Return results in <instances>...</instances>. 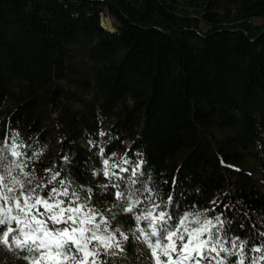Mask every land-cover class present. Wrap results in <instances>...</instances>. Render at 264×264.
Returning a JSON list of instances; mask_svg holds the SVG:
<instances>
[{
	"label": "trees",
	"instance_id": "1",
	"mask_svg": "<svg viewBox=\"0 0 264 264\" xmlns=\"http://www.w3.org/2000/svg\"><path fill=\"white\" fill-rule=\"evenodd\" d=\"M5 133L40 153L38 181L60 171L106 216L114 190L93 171L143 162L155 202L222 214L262 248L245 264L264 257V0H0Z\"/></svg>",
	"mask_w": 264,
	"mask_h": 264
},
{
	"label": "snow or ice",
	"instance_id": "2",
	"mask_svg": "<svg viewBox=\"0 0 264 264\" xmlns=\"http://www.w3.org/2000/svg\"><path fill=\"white\" fill-rule=\"evenodd\" d=\"M24 147L16 135L5 133L0 140V257L11 254L0 258V264H15L16 259L26 264H245L246 248L262 251L248 247L247 237L226 232L222 214L209 217V210L194 208L170 211L171 195L166 202H155L153 189L139 179L143 162L127 177L120 173L129 172L123 167L128 160L110 165L106 157L103 167L93 171L107 181L97 187L114 190L108 212H119L106 216L90 204L91 188L82 197L72 180L60 178V171L46 169L47 180L38 181L29 162L40 153L29 155ZM99 154L103 156L102 148ZM117 215L125 219L117 220ZM221 253L225 257L217 259ZM231 257L236 259L229 261ZM259 259L264 257L250 264Z\"/></svg>",
	"mask_w": 264,
	"mask_h": 264
},
{
	"label": "rangeland",
	"instance_id": "3",
	"mask_svg": "<svg viewBox=\"0 0 264 264\" xmlns=\"http://www.w3.org/2000/svg\"><path fill=\"white\" fill-rule=\"evenodd\" d=\"M256 23H259V21H256ZM101 24L104 25L107 29H114V27L117 25V22L115 19L108 13L107 10L104 11V13L101 16ZM202 30H206V27L202 24L201 25ZM15 227V225H13ZM214 264V263H213Z\"/></svg>",
	"mask_w": 264,
	"mask_h": 264
}]
</instances>
